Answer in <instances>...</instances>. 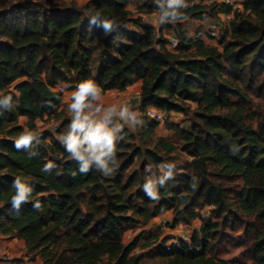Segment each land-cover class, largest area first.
Returning a JSON list of instances; mask_svg holds the SVG:
<instances>
[{"label": "trees", "instance_id": "16d2710c", "mask_svg": "<svg viewBox=\"0 0 264 264\" xmlns=\"http://www.w3.org/2000/svg\"><path fill=\"white\" fill-rule=\"evenodd\" d=\"M186 2L189 8H176L182 14L172 22L178 44L170 50L161 30L142 25L128 10L135 3L138 14L161 16L171 11L168 0H88L66 8L0 0V234L22 240L30 261L140 264L136 249L161 237L160 264H228L214 254L221 223L242 229L248 256L264 264V113L248 106L247 96L261 76L257 88L264 87V0H241L236 10L220 5L219 15H232L217 41L222 51L210 41L189 38L181 25L209 17L216 5ZM128 25L140 32L127 30ZM228 34L231 39L225 41ZM83 80H94L103 92L141 80V111L190 113L185 129L166 124L178 133L179 146L156 135L159 123L141 119L132 131L125 125V138L114 141L118 167L113 175H102L95 164L81 174L80 162L69 158L57 138L71 121L58 112L62 94L56 87L72 89ZM7 95L12 98L6 104ZM190 103L196 105L192 110ZM46 115L56 131L38 133L17 150L15 141L24 131L18 119L25 118L27 130L35 132V122H44ZM177 150L191 158L185 171L173 163ZM49 161L55 167L43 171ZM148 175L157 201L143 191ZM16 179L30 189V202H21L19 211L11 204ZM235 180L239 188L225 184ZM37 200L39 210L33 207ZM205 207H211L212 217L189 240L177 238L173 244L172 235L139 234L122 242L138 221L147 225L171 211L174 227L200 215L206 219Z\"/></svg>", "mask_w": 264, "mask_h": 264}, {"label": "clouds", "instance_id": "9594fccd", "mask_svg": "<svg viewBox=\"0 0 264 264\" xmlns=\"http://www.w3.org/2000/svg\"><path fill=\"white\" fill-rule=\"evenodd\" d=\"M183 5L184 8H189L191 5L186 0H168V8L171 11L163 10L160 20H164L165 17H172L170 21H177V17L182 15L176 11L178 6ZM93 17V21H94ZM110 21H105V27H110ZM103 89L94 80H83L77 84L75 91L71 95L72 102L69 105V110L72 113L71 122L68 125L66 133L61 134L57 138L65 151L68 153L69 158L74 161H79L78 170L81 174H87L91 171L90 165L95 164V170L100 172L104 176H111L114 174L118 167L117 151L114 141L125 138V133L121 131L128 125L125 120L121 123L119 120L109 126V117H111L117 108H120V117L123 118L126 112H128V105L109 107L103 106ZM4 97V103H8L12 96L7 95ZM137 111V110H136ZM132 129L131 125H128ZM119 133V135H118ZM38 133L25 129L15 141V148L20 150L21 145H29L30 141ZM31 157V154H30ZM108 159H105V158ZM111 160L112 166H109ZM55 167V164L51 161L44 165L43 171H47ZM146 171H150L147 168ZM75 175V173H73ZM167 176V174H166ZM163 177L160 183L163 184ZM16 187V193L11 198L12 207L19 211L21 202H30V197L22 184L19 183V179L14 181ZM143 191L145 195L154 201L160 199L159 194L153 190V184L151 181L144 182ZM33 207L36 210L41 208V203L37 200Z\"/></svg>", "mask_w": 264, "mask_h": 264}, {"label": "rangeland", "instance_id": "374dc122", "mask_svg": "<svg viewBox=\"0 0 264 264\" xmlns=\"http://www.w3.org/2000/svg\"><path fill=\"white\" fill-rule=\"evenodd\" d=\"M40 4L45 5H54L60 8H66V7H79L84 5L88 0H34ZM215 4V8L210 11L211 15H209L210 20H217L219 16V9L221 8L222 0H206V5L210 6ZM221 5V6H220ZM158 14V13H155ZM218 15V16H217ZM199 22H195L193 20L185 21L182 26L185 28V32L192 33L193 30L197 28ZM127 30L131 32H140V30L136 29L132 25L127 26ZM231 39V35L228 34L225 38V41H229ZM210 46L218 47L220 51H222V46L219 45V43H207ZM263 76H261L259 79H257L254 84L251 85L249 91H247V96L249 99V104L253 110H255L258 113H264V87L257 88L259 84H261ZM253 90V91H252ZM255 90V91H254ZM261 91L260 94L257 93ZM190 110L195 108L194 103H190ZM191 115L190 113L187 115H183L181 113H170L168 115H165V119L162 123H159V129L157 128V131L155 132L157 136L164 137L167 141L174 144L175 146H179L180 144V138L178 133H176L173 130L166 129V124L168 123H177L178 126L181 129H185L189 125V119ZM140 119V118H139ZM141 120V119H140ZM42 128L48 126V129L50 130V126L53 124L48 119H46L43 122ZM57 136V135H56ZM191 158L184 152L177 150L175 153L174 161L173 163L178 165L180 168H182V171H185L187 169V165L190 162ZM151 181L152 184L154 183V179L152 176L148 175L145 178V182ZM225 184L229 188L235 189L240 187L241 182L240 180H235L231 183L225 182ZM204 215L205 218H202L201 215L199 218H196L195 220L189 222V223H179L176 226L172 227V213L171 211H168L164 214L163 217L159 218L158 220H151L147 225H144L141 223V221H138L134 224V226L129 229L122 237L123 244L129 243L135 236L142 234V236L145 238L149 234L150 235H156L160 234V236H168L173 234L174 238L184 236L185 239L189 240L191 235L195 232L198 233L200 228L202 227L203 223L207 218L212 217V211L211 207H205ZM164 222V223H162ZM164 226L166 230L164 229ZM172 229H175L173 232ZM219 231L217 235V239L213 242L214 246V254L217 259L224 260L228 264H255L252 259L248 256L247 248L249 247L248 242L245 241L242 235V229H236L233 230L229 227V225H222L219 223ZM145 242L144 239H141L139 241V246L143 245ZM169 243H166L168 246ZM165 245V247H166ZM164 246L161 242V237L158 241L153 243L151 246L140 249L139 247L136 249L135 253L139 255L140 257V264H160L161 260L157 256V251L161 250V247ZM10 255V254H9ZM10 258L12 259L11 255ZM39 261V259H37ZM2 261V260H1ZM100 264H113L112 262H109L107 259H103Z\"/></svg>", "mask_w": 264, "mask_h": 264}, {"label": "crops", "instance_id": "0c3cea01", "mask_svg": "<svg viewBox=\"0 0 264 264\" xmlns=\"http://www.w3.org/2000/svg\"><path fill=\"white\" fill-rule=\"evenodd\" d=\"M204 4H206V2H204ZM128 10L133 14L134 18H137V17L140 18L142 25L152 26L156 32L161 30V35L166 39L175 38L176 32L174 29V23L167 22L166 20H160L161 16L159 14H155V13L147 14V15L138 14L135 10V3H132L131 5H129ZM187 21H190V20H187ZM184 22L185 21H182L181 25H183ZM211 42L212 41H210V43ZM141 84H142L141 80H137L132 85L127 86L124 90H120L116 88V89H111L106 92H103L102 93L103 106L109 107L112 105H116V106L128 105L132 108V105L136 100L135 92H138L140 94ZM76 86L77 85H75L72 89H68L64 85V87L66 88V91L62 94V102L58 109V112H62L70 121H71L72 113L69 110V105L72 102L71 95L75 91ZM134 115H135V118L133 122L128 124L132 126V129H130L128 125H126V127L131 131L133 130V126L135 124L141 125V120H140L141 118L139 117V114L135 111ZM46 119H47V115L44 116V120ZM113 122L115 123L116 121H113ZM25 123H26L25 118L20 117L18 119V124L22 126L24 130L27 129L25 127ZM35 125H36V131H35L36 133H42V132L49 131L47 125L46 127L42 128L44 124H43V121L41 120L36 121ZM109 126H111L110 123H109ZM158 129H159V126H158ZM164 214L154 218L153 220L154 221L158 220L159 218L163 217ZM164 229L166 230L165 227ZM174 230L175 229H172L171 231L173 232ZM171 235L173 236V234ZM0 249L7 252L12 257V259L9 261H1V258H0V264H39L40 263L37 259L34 262H32L28 259V257L25 256V245H24V242L20 239L9 238V237H6L0 234Z\"/></svg>", "mask_w": 264, "mask_h": 264}, {"label": "built area", "instance_id": "2783aa9c", "mask_svg": "<svg viewBox=\"0 0 264 264\" xmlns=\"http://www.w3.org/2000/svg\"><path fill=\"white\" fill-rule=\"evenodd\" d=\"M211 1V0H207ZM206 2V0H204ZM222 2L228 6L231 7L232 10H236L240 8V2L241 0H222ZM193 4V3H191ZM232 15L231 14H223L219 15L217 20H210L208 17H205L203 20H201L195 30L192 31V33L188 34L189 38L193 39H199L204 41H212L217 42L222 37L224 30L226 29V26L231 21ZM155 37H158V34L155 35ZM178 41L176 38H171L168 41L167 47L168 49L172 50L177 47ZM56 90L59 91L61 94H63L66 91V88L64 85H58L56 87ZM140 94L138 92H135L136 100L132 105V108L128 110V112L125 113L123 118L120 117V108L116 109V112L109 117V120L113 121H120L123 123L125 120L129 123L133 122L135 115L134 112L136 111L139 114V117L145 121L148 122H157L162 123L165 119L164 114H162L159 110L153 107H147L144 110H140ZM108 106H105V108ZM57 129V124H52L50 126V132L54 133ZM164 223V222H162ZM177 238L185 239L184 236L176 237L173 240V244L176 243ZM0 258L2 261H9L11 260L10 255L0 249Z\"/></svg>", "mask_w": 264, "mask_h": 264}]
</instances>
